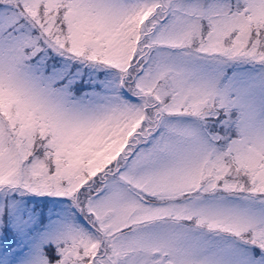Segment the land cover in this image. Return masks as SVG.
I'll list each match as a JSON object with an SVG mask.
<instances>
[{"label": "snow or ice", "instance_id": "snow-or-ice-1", "mask_svg": "<svg viewBox=\"0 0 264 264\" xmlns=\"http://www.w3.org/2000/svg\"><path fill=\"white\" fill-rule=\"evenodd\" d=\"M0 264H264V0H0Z\"/></svg>", "mask_w": 264, "mask_h": 264}]
</instances>
